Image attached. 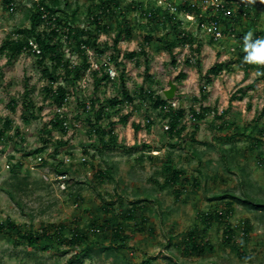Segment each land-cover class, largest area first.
Segmentation results:
<instances>
[{
  "label": "rangeland",
  "instance_id": "obj_1",
  "mask_svg": "<svg viewBox=\"0 0 264 264\" xmlns=\"http://www.w3.org/2000/svg\"><path fill=\"white\" fill-rule=\"evenodd\" d=\"M12 1L13 11L7 7L5 0H0V45L7 37L16 39L18 34L15 31L18 29L28 30L30 27L27 19L30 0ZM119 1L122 8H127V2ZM98 3L99 0H66L60 1V9L65 11L64 16L76 10L78 20L83 22L88 8ZM259 3L249 17L240 18L239 23L234 25L235 37L228 35L219 43L207 38L195 25L189 26L184 22L179 29H187L203 47L222 50L223 55L219 60L236 61L239 55L245 60V35L250 31L253 35L259 31L264 33V0ZM157 20L160 26L163 21ZM125 21L132 38L121 41L117 48L121 53L138 51L143 46L147 22L132 8ZM106 23L112 27L114 21ZM226 26L223 23V28L226 29ZM160 31L164 35L167 33L164 26ZM158 32L156 38L161 37ZM21 37L32 38L29 33ZM108 37L101 32L99 42L102 44L108 39V46L111 47L112 40ZM61 43L64 59L70 60L72 66L81 65L82 58L75 53V46L68 48ZM157 43L160 42L155 40L146 46L148 56L138 54L135 60L123 61L125 84L130 94L135 96L134 101L123 107L121 112L109 111L111 122L121 114H132L126 126L117 125L114 128L118 143L131 147L133 143L140 145L145 142L152 147V151L144 155H141L142 152L127 154L117 146L102 154L97 153L95 146L99 143V137L90 133L87 120L92 119L93 115L91 110L83 111L79 104H89L93 99L97 107L99 99L117 95L122 66L118 68L108 62L111 50L97 57L90 48L89 55V62L97 66L107 67V62L113 66L118 76L111 83L95 89L92 74L88 73L74 86L69 87L68 83L62 81L55 84L56 87L67 86L69 91L68 100L61 111L70 129L66 130V134L52 130L49 138L44 130L50 128L48 123L57 109L44 97L42 89L47 85V80L41 76L36 57L25 52L8 61L0 54V130L5 127L6 121H10L11 125V131L0 137V226L3 227L0 231V264H67L70 260L78 259L82 260L80 264H143L150 259V264H264L262 214L233 203L232 213L227 220L234 232L227 245L222 242L221 225L210 221L208 228L203 222L207 215L209 217L216 209L224 210L225 204L232 202L230 198H215L221 195L242 197L247 194L264 203V144L255 148L251 145L254 137H258V131L264 129L262 117L256 123L257 129L251 130L253 119L264 105V80H257L251 89L249 86L257 79V73L252 70L243 79L241 67L232 64V72L222 73L207 86L205 93L208 97L204 100L200 95L201 84L195 75V65L186 66L181 60L182 57L187 58V53L183 55L182 51H176V58L180 62L176 67L171 66V54L160 51ZM232 48L235 50L231 51ZM213 57L209 52L210 65L214 62ZM46 64L50 67L49 62ZM179 71H186L187 78L175 82ZM169 80L177 87L174 98L176 109L182 108L186 113L183 123L187 136L198 125L194 136L196 142L186 139L182 149L170 148L164 129L167 120L157 110L153 112L149 104L142 103V97L138 94L142 86L145 91L163 96ZM25 87L30 90L29 98L38 108L34 112L38 118L30 119L29 124L21 118ZM239 88L246 92L244 99L229 104L230 95ZM11 101H14V106H11ZM200 105L215 108L218 113L230 107L228 116L223 119L230 121L231 126L220 129L221 121L215 125L213 115L194 124L189 119V110H198ZM134 123L141 126L140 131L133 130ZM41 139H51L53 146L38 154L35 150L42 147ZM59 141L67 142V146L60 148V154L55 159L51 153L55 146L59 147ZM203 142H208L211 147L200 145ZM39 157L42 162H37ZM83 158L85 161H82ZM167 160L176 169L185 171L182 176L186 181L183 184L185 191L178 198L173 192L180 185L161 188L164 182L162 169ZM58 164L65 175L54 172L53 168ZM107 170L111 178L98 179L97 172ZM13 172L16 173V180L11 178ZM194 180L196 187L192 186ZM17 182L19 186L15 187ZM9 191L13 193L14 200L9 196ZM135 201L141 202L135 205L134 217L130 219L127 211ZM243 222L249 225L247 237L243 235ZM7 224L18 228L20 235L6 228ZM106 224L108 226L104 230H91L93 226L105 227L103 225ZM61 225L64 226L60 235L62 238L56 242L52 240L48 250L44 249L46 243L43 241L30 247L21 238L23 234L39 235L42 230L55 237L53 232ZM117 226L122 227L123 238H115L114 229ZM203 230H206L205 234ZM194 231L196 236L205 235L212 245V251L198 256L183 253L185 244L182 241ZM76 233L83 235L87 242L77 246L68 244ZM87 245H91L94 252H91V257L82 258ZM102 249L108 251L102 252Z\"/></svg>",
  "mask_w": 264,
  "mask_h": 264
},
{
  "label": "trees",
  "instance_id": "obj_2",
  "mask_svg": "<svg viewBox=\"0 0 264 264\" xmlns=\"http://www.w3.org/2000/svg\"><path fill=\"white\" fill-rule=\"evenodd\" d=\"M60 1H66V0H40L39 3H34L33 0H30V8L28 9L27 13V19L30 22V27L27 29H18L15 31L18 34V37L16 39H11L10 37H7L4 39L0 45V54H3L5 57H7L8 61H11L12 59L20 56L21 54L27 52L32 54L36 57V63L38 64V67L41 68V76L44 77V79L47 80V85L43 87V91L45 92L44 97L48 98L50 100L51 105H54L56 109H61L66 105V101L69 97V91L67 89V86H57L56 88H53V85L56 84L58 81H62L69 84V87L74 86L77 82H79L85 75L86 70L89 68V63L87 62V54L86 51L80 49L81 45H86V47H91L94 50V53L96 56H101L104 54L105 51L111 50V53L108 56V62H111L114 64V66L120 68L123 63L121 61H118L120 56V50L117 48L119 43L121 41L130 40L132 38L131 30L125 23V18L128 16L129 12L131 11L132 5L135 6L137 9H142V5H140L137 2H132L127 5V8H122L120 6L119 0H99L98 4L92 5V7L88 8V11L86 13V19H84L83 22L78 20L76 10L71 11L69 15L64 16L65 14L64 10L60 9ZM232 1V0H230ZM240 3V7L235 12V15L226 18L221 19L222 23L226 24V29L224 28L225 34H228L229 31L236 33L234 25L239 23L240 18L242 17H249L251 15L252 11L255 10L256 7L260 5L259 1L262 0H255V3H248L247 0H237ZM12 0H5V3L7 6L12 3ZM262 4V3H261ZM264 4V3H263ZM66 6L68 7V4L66 3ZM42 8V10H41ZM181 8H185V6H181ZM62 13H59L61 12ZM158 11L154 14L152 18H150L147 21V24L144 27H147L146 35L143 36L142 40V47L139 48L138 51H132L127 52L123 54V59L131 60L133 58L138 57V54H141L142 56H147V53L145 51L146 46L151 44L153 41L158 40L160 42L158 46L160 47L159 50L166 51L168 53H171L173 49L177 46H184L186 44H189L193 42L192 35L186 33L184 30L179 29L180 22H176L174 20L173 16H170L167 12H163L162 15V21L161 25L159 26V21L156 19L158 18ZM43 14H46V16L43 18ZM54 19V20H53ZM78 20V21H77ZM112 27H110L106 22H113ZM56 24V28H52L51 24ZM150 24V25H148ZM42 27L40 28V26ZM78 26V27H77ZM161 26H164V29L167 30V33L165 35H162L159 38H156V34L158 30H160ZM143 27V28H144ZM149 27V28H148ZM169 28H171L170 32H168ZM64 29H67L66 32H62L61 30L65 31ZM179 29V30H178ZM111 31H114V38L112 40V46L109 47L107 43H102L98 45L97 38L101 32H105L106 34L110 35ZM29 33L31 35L32 40L39 46L40 48V54H35L32 52V48L29 45L28 37H21V35ZM64 34L67 36V39L69 41L74 42L75 45H71L70 47L75 46L76 50L75 53L79 55L82 58V64L78 66H72L70 60L64 59L63 51L61 48V35ZM235 35V34H234ZM30 37V36H29ZM236 37L238 39V35L236 34ZM263 37V32H258L253 35V39H259ZM241 38V37H240ZM74 49V48H72ZM235 50V49H234ZM245 56V55H244ZM47 62L50 63V67L46 64ZM175 61L172 59V64H174ZM232 64H238L237 66H240L241 69L244 71L245 78L249 75L250 71L254 70L257 73V79L253 81L249 88H254L257 80H264V66L262 65H254V64H248L245 62L244 58H242L241 55H239V60L237 61H225V62H218L212 65L206 73L202 77L203 85L201 86V90H205L208 84H210L213 80V78H216L220 76L222 73H230L233 69H231ZM255 66V67H253ZM106 66H101L98 71H92V79L94 83L95 89H98L101 85H106L108 83H111V81L108 79V75L105 71ZM145 70H148V67H146ZM260 73V74H258ZM100 75V76H99ZM184 74H179L177 77H175V82H180L184 79ZM125 72L124 67L121 68V74L119 77V89H118V95L113 96L111 98H107L105 100H98L96 103L99 102V107H95V102L92 99L89 103L90 106H93L91 109V113L93 115L92 119L88 120L89 131L92 134H95L98 138V145L95 146V151L97 153L102 154L104 151L111 150L113 147L117 146L120 148H123L125 150V153L127 154H133L137 152H150L152 151V147L149 146L146 143H142L140 145L135 144L131 147H126L122 144L117 143V135L114 133V126L116 122L109 121V118L111 115L109 114V111L113 112H121L122 108L127 104H132L134 101V95H131L128 91L126 84H125ZM26 88V87H25ZM30 90L25 89L24 93L22 95V114L21 118L26 124L30 123V119H36L38 118V115H35V109H38L34 106V103L30 100ZM139 96L142 97V102L145 104H149L150 108L155 112V110H158L159 108H162L163 106H166L168 104V101L164 99L161 95H155L152 91H145L142 88L139 89ZM246 95V92L243 88L237 89L235 93H233L229 99V102L233 100H242ZM96 101V100H95ZM81 102V101H80ZM11 106H14V101H11ZM82 107L83 111L86 110V104L85 102L79 103ZM209 109L206 107H199V110L196 111L194 109L189 110V114H191L195 121H202L204 120L205 113L209 112ZM93 111V112H92ZM228 113V109L225 111H222L219 115L217 111H213L214 114V120L221 121L219 124L220 129L227 128L229 125H223V118L226 117ZM158 114L162 115L163 119L167 120L168 130H165L166 133L174 138L176 137L178 143H171L170 148L171 149H182V145L185 143L186 139H189L191 142H196L194 140V136L196 134V129L198 128V125H195V130L191 132L189 136H187L186 132V125L182 123L186 113L185 110L182 108H179L177 110L169 109L168 112L158 111ZM129 114L126 115H120L119 120L117 123H120L121 125H125L128 120ZM264 117V105L259 113V115L256 117V119H253V126L251 130L257 129V121H260ZM66 117L63 116L61 113H55L54 118L51 119L48 123L50 128L47 130H44V134L49 138L51 136L52 130H59L63 134H66L67 131L65 127L63 126V123L66 121ZM108 120L106 123L105 121ZM196 122L194 124H196ZM148 124H150V120H148ZM47 126V125H46ZM225 126V127H224ZM146 127L150 128V125H147ZM134 131H138L140 129L139 124H133ZM11 131V125L10 121L5 122V127L0 130V137L2 138L6 133ZM43 132V131H42ZM254 142H251L252 147H259L264 144V129H260L258 131V137H254ZM42 141V139H41ZM42 147L35 150V153L41 154L44 152V150L47 149L48 146H53L51 143V139L47 140L44 139L42 141ZM59 147L55 146L51 155L53 158L56 159L58 155L60 154V148H65L67 146V142L59 141ZM200 145H203L204 147H211V144L208 142L200 143ZM94 146V145H93ZM140 155V159L142 160V156ZM225 155L223 156V159H225ZM222 159V160H223ZM224 161V160H223ZM43 164V163H42ZM60 164V163H59ZM59 164L54 167V172L59 175H65V172L60 170ZM98 174L96 175L98 179L103 180L105 178H111V176L107 171H98ZM162 173L164 175V182L162 185V189L167 188L168 186L177 187L180 185V188H176L173 192V194L178 198L180 196V193L185 191L183 184L186 182L185 179H182V176L185 174V171L183 169H176L173 166V163L169 160H167L162 169ZM13 180L17 179L16 173H12ZM67 182V181H66ZM15 187L19 186V182H17ZM192 186L196 187L197 183L194 180L192 183ZM9 196L12 197L14 200V195L12 192H8ZM216 199H224V198H230L232 202H227L225 204L224 210H215V212L203 220L205 227H210L212 221L213 223H217L218 225L222 226V233L223 238L222 242L226 245L230 243V241L233 238V227L230 226L228 223V218L232 213V205L233 203H236L238 205L244 206L247 210L251 212H257L262 214L261 216H264V203L257 201L251 197H249L247 194H243L242 197H234L233 195H221L218 197H215ZM141 201H135L131 203V208L128 209V215L127 217H130L132 219L134 217L135 212V205H137ZM110 204H108L109 206ZM243 235L245 237L249 234V225L248 222H243ZM105 227H98L96 228L93 226L91 229L93 232L104 230L108 224L103 225ZM6 228L13 230L17 235H20V231L18 228H16L14 225L7 224ZM3 230L2 225L0 226V231ZM64 230V226H60L56 231L53 232V236L50 237V234L47 230L40 231L39 235H31V234H23L21 235L22 240H24L27 244V246L34 247L39 241L45 242V250L49 249V244L53 242H56L57 240H60L62 238L61 233ZM204 234L206 230H203ZM198 235L196 236L195 231L188 234L187 237L182 241V244H185L183 250V253L186 255H203L206 252L212 251V245L210 241H208L205 238V235ZM114 235L115 238L120 239L123 238V232L122 227L117 226L114 229ZM86 238L83 235L79 234H73L70 240H68V244L77 246L78 244L86 243ZM58 243V242H57ZM120 246L119 248H121ZM92 246L87 245L84 249V253L82 255V258H89L91 257ZM107 250V249H106ZM105 250V251H106ZM101 251V250H99ZM104 249H102V252H105ZM108 251V250H107ZM150 260L145 261L143 264H150ZM73 262L80 264L82 262L81 259L78 260H70L67 264H73Z\"/></svg>",
  "mask_w": 264,
  "mask_h": 264
},
{
  "label": "built area",
  "instance_id": "obj_3",
  "mask_svg": "<svg viewBox=\"0 0 264 264\" xmlns=\"http://www.w3.org/2000/svg\"><path fill=\"white\" fill-rule=\"evenodd\" d=\"M40 0H33L34 3H39ZM122 2H127V5L132 2H137L140 5H142V9H137L135 8L134 5L131 6V8L134 10V12L138 14L140 18L144 22H147L150 18L154 16V14L158 11V15H162L163 12H167L170 16L174 17V20L176 22H180V26L186 22L187 25H195L202 33L207 35L208 37L211 38L214 42H220L226 38V36H230V38L235 37L234 33L229 31L228 34H225L224 28H223V23L221 19H226L230 18L235 15V12L238 10L240 7V3L237 0H232L230 2L226 0H121ZM185 6V8H181V6ZM7 7L10 8L11 11L14 10V3H10ZM42 10V8H41ZM43 18L46 16V14L42 15ZM162 19V17H161ZM54 20V19H53ZM179 26V27H180ZM42 27V25H41ZM40 27V28H41ZM52 28H56V24H51ZM65 31L61 30L62 32H66L67 29H64ZM186 33L189 31L184 30ZM106 34V33H105ZM114 31H111L110 35H108L109 39L113 40L114 38ZM101 36V33L99 34L97 38V43L100 45L101 43L99 42V37ZM61 42H63L68 48L70 47V41L67 39V36L62 34L60 38ZM108 40V39H107ZM103 41L102 43H107L108 42ZM29 45L32 48V52L35 54H40V48L39 46L34 42V40H29ZM109 45V44H108ZM112 46V41L111 44ZM71 48V47H70ZM90 48L91 47H86V45H81L80 49L86 51L88 60L87 62L89 63V68L86 70V74L91 73L92 71H98L101 66H97V64H93L89 62V55H90ZM231 51H234L232 48ZM94 52V50H93ZM93 54V53H92ZM94 55H96L94 53ZM107 67L105 68L106 74L108 75V79L112 82L114 79L118 76L116 73V70L108 64L107 62ZM92 68H97V69H92ZM100 76V75H99ZM85 77V76H84ZM84 79V78H82ZM55 86V84L53 85ZM53 88H56L53 87ZM126 106V105H125ZM124 106V107H125ZM176 108V101L170 100L168 101V104L166 106H163L162 108H159L157 111H163V112H168L169 109L172 110H177ZM62 109V108H61ZM61 109H57L56 113H61ZM89 104L86 105V110H89ZM189 119L195 123L194 117L190 114ZM63 126L65 129L68 131L70 128L68 126L67 121L63 123ZM165 130H168V125L164 126ZM82 161H85L83 158ZM37 162H42V159L39 157L37 158ZM8 168V166H7Z\"/></svg>",
  "mask_w": 264,
  "mask_h": 264
},
{
  "label": "crops",
  "instance_id": "obj_4",
  "mask_svg": "<svg viewBox=\"0 0 264 264\" xmlns=\"http://www.w3.org/2000/svg\"><path fill=\"white\" fill-rule=\"evenodd\" d=\"M157 19H161V16L159 15L158 16V18ZM159 33V35L161 34V36L162 35H164V34H162L161 33V31L160 32H158ZM188 34H190V35H192V33L191 32H188ZM192 37H193V35H192ZM206 37L207 38H209L207 35H206ZM210 39V38H209ZM211 40V39H210ZM213 41V40H212ZM214 42V41H213ZM221 42V41H220ZM215 43H219V42H215ZM139 50V49H138ZM187 50H188V52H187ZM133 51H135V50H133ZM160 51H163V50H161L160 49ZM176 51L177 52H180V51H182L184 54L183 55H185V53H187V55H186V59L185 58H183L182 57V61H184V64L186 65V66H190V64H194L195 65V75L197 76V78L199 79V82H200V84H201V86L203 85V82L201 81L202 80V77H203V75L206 73V71L212 66V65H214L215 63H218V62H225V61H222V60H219L221 57H222V55H223V52H222V50H218V48H206V47H203L200 43H198V42H196V40L195 39H193V42H191V43H189V44H186V45H184V46H177V47H175L174 49H173V51L171 52V53H168L170 56H171V60L169 61V64L171 65V66H177V64H178V62H180V60L178 59L177 60V58H176ZM130 52H132V51H130ZM163 52H166V51H163ZM209 52H211L212 54H213V60H214V62H213V64L212 65H210L209 64ZM123 54L124 53H121V51H120V56H119V59H118V61H121V63H123V67L125 68V64H124V62L123 61H126L125 59H123ZM147 56H148V54H147ZM137 58V57H136ZM136 58H133V59H131V60H135ZM172 59L175 61V63L174 64H172ZM144 61H146V60H144ZM228 61H231V60H228ZM237 61V60H236ZM232 62H234V61H232ZM182 63V62H181ZM210 63H211V61H210ZM236 65H238V64H236ZM203 66L205 67V71L203 70ZM146 69V68H145ZM125 70V69H124ZM148 70H145V72H147ZM185 72V73H184ZM242 72H243V79H245V75H244V71L242 70ZM255 72V71H254ZM179 74H184V79L183 80H185L186 78H187V72L186 71H179L178 72V75ZM177 75V76H178ZM176 76V77H177ZM214 79V78H213ZM174 80H175V78H174ZM213 81V80H212ZM211 84H212V82H211ZM210 84H208L207 86H209ZM140 88H142L143 90H144V88L141 86ZM139 88V89H140ZM207 88V87H206ZM206 88H205V90H201V88H200V95L202 96V97H204L205 99L204 100H206L207 98L206 97H208V95H206V93H205V91H206ZM138 94H139V90H138ZM117 95H118V93H117ZM140 95V94H139ZM232 95V94H231ZM231 95H230V97H231ZM230 97H229V99H230ZM141 99V98H140ZM244 99V98H243ZM242 99V100H243ZM242 100H238V101H242ZM233 101H235V100H233ZM233 101H231V102H233ZM142 102V101H141ZM231 102H229V104L231 103ZM143 103V102H142ZM129 105H131V104H129ZM200 107H205V106H202V105H200ZM207 109H209L208 111L209 112H207V113H205V115H204V120H202V121H205L206 120V117H208L209 115H213V120H212V122L213 123H215V125H217V122L219 123L220 121H218V120H214V114H213V111H217L215 108H213V109H210L209 108V106L208 107H206ZM229 108L230 107H228L227 109H228V113H229ZM123 109V108H122ZM226 109V110H227ZM194 110H196V109H194ZM199 110V109H198ZM198 110H196V111H198ZM122 111V110H121ZM131 111H132V109H131ZM223 111H225V110H223ZM218 113V112H217ZM228 113H227V115H226V117L228 116ZM127 114H129V117H128V119L130 118V116L132 115L131 113H127ZM220 113H218V115H219ZM121 115H126V114H121ZM116 116H117V114H116ZM119 117H120V115L119 116H117V120L116 121H113V122H116V124H115V126H114V128L117 126V125H120V126H126V124H127V122H128V120H127V122H126V124L125 125H121L120 123H117L118 122V120H119ZM224 119H225V117H224ZM223 119V120H224ZM222 120V121H223ZM201 121V122H202ZM196 122V121H195ZM199 121H197L196 123H198ZM225 122V123H224ZM224 124L223 125H229L228 127H230L231 126V123H230V121H226V120H224ZM182 123H183V121H182ZM135 124V123H134ZM185 124V123H184ZM133 125V124H132ZM134 130V129H133ZM141 130V126H140V129L138 130V131H140ZM137 132V131H136ZM114 133L116 134V132H115V129H114ZM167 134V133H166ZM117 135V134H116ZM167 136L169 137L168 138V142H171V143H174V142H176V140H177V138L176 137H174V138H172V137H170L168 134H167ZM117 143H118V136H117ZM145 143V142H144ZM119 144V143H118ZM122 144V143H121ZM136 143H133V145H135ZM142 144V143H141ZM147 144V143H146ZM132 145V146H133ZM139 145V144H138Z\"/></svg>",
  "mask_w": 264,
  "mask_h": 264
},
{
  "label": "clouds",
  "instance_id": "obj_5",
  "mask_svg": "<svg viewBox=\"0 0 264 264\" xmlns=\"http://www.w3.org/2000/svg\"><path fill=\"white\" fill-rule=\"evenodd\" d=\"M247 2L255 3V0ZM244 50L247 53L245 62L264 66V39L253 40V33L248 32L244 37Z\"/></svg>",
  "mask_w": 264,
  "mask_h": 264
},
{
  "label": "water",
  "instance_id": "obj_6",
  "mask_svg": "<svg viewBox=\"0 0 264 264\" xmlns=\"http://www.w3.org/2000/svg\"><path fill=\"white\" fill-rule=\"evenodd\" d=\"M176 89V85L171 80H169L168 89L162 92L164 99L167 101L173 100L175 98Z\"/></svg>",
  "mask_w": 264,
  "mask_h": 264
}]
</instances>
